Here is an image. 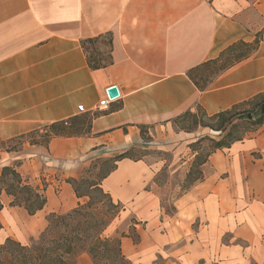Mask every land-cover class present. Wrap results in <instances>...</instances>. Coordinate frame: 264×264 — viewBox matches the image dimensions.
Returning <instances> with one entry per match:
<instances>
[{"label": "crops", "instance_id": "0c3cea01", "mask_svg": "<svg viewBox=\"0 0 264 264\" xmlns=\"http://www.w3.org/2000/svg\"><path fill=\"white\" fill-rule=\"evenodd\" d=\"M108 32L112 63L91 68L81 41ZM259 32L252 55L198 89L190 70L237 41L252 42ZM112 84L119 96L97 109ZM260 93L264 0H0V139L60 120L91 119L88 133L53 137L47 148L24 143L22 152L39 171L45 166L76 176L90 153L109 155L140 142L141 126L157 148L179 155L198 131H176L172 118L197 105L213 114ZM251 135L209 156L203 179L174 197L173 213L164 215L165 233L158 227L162 198L154 181L163 162L117 161L102 189L122 203V212L128 207L147 220L145 242L122 238L124 256L151 261L163 255L167 264H264V164L251 156L264 148V136ZM161 137L176 143H160ZM44 193L46 204L35 214L20 207L29 216L42 213L40 225L46 214L66 212L80 201L63 180L48 182ZM147 232L165 242H146Z\"/></svg>", "mask_w": 264, "mask_h": 264}, {"label": "trees", "instance_id": "16d2710c", "mask_svg": "<svg viewBox=\"0 0 264 264\" xmlns=\"http://www.w3.org/2000/svg\"><path fill=\"white\" fill-rule=\"evenodd\" d=\"M260 38L261 32L256 34L252 42L240 40L228 46L226 49L242 45L247 50L238 54L234 58V62L221 71L252 55ZM112 39V34L108 32L81 41L91 68H100L112 63ZM215 59L203 62L189 71L190 78L199 90H203L205 87L197 85L193 74L194 70ZM90 122L91 119L87 116L70 118L52 122L27 134L0 139V159L2 153L17 151L18 148H22L24 143L37 144L47 148L53 137L88 133ZM172 122L174 126L185 132H194L198 128H203L216 133V136L209 134L195 136L188 143L190 163L185 175L188 185H185L182 191L185 192L194 183L203 179L201 167L214 151L228 148L232 143L249 137L264 126V93L256 94L213 114L206 113L200 105H197L193 110L187 109L176 115L172 118ZM143 127H140L141 133ZM206 141L209 145L204 151L203 145ZM12 142L14 144H8ZM123 158L134 159L130 156V150L119 152L111 159L112 166L98 180L88 184L90 189L97 191L102 198H106V202L100 199L106 207L104 210L93 206V202L90 201L91 197L87 193L79 192L78 183L86 182L85 178H65L64 181L72 186L77 198L81 199L87 196L89 200L78 201L73 208L63 213H49L47 225L36 239L30 241L31 244H23L11 236L0 239V264H70L68 257L78 253H87L93 264H102L101 260L108 257L112 259L113 264H129L121 249V237L126 235L121 233L119 236H108L104 233L109 223L119 215L124 206L118 201L114 202L101 187L102 179L112 172L116 168L117 161ZM137 159L141 158L134 160ZM19 165L20 161H13L2 164L0 167V210L4 207L3 197H7L9 206L22 207L29 215H33L46 204L45 184L38 185L29 182L18 170ZM154 181L156 182L155 177ZM2 229L3 225L0 221V233ZM135 234L137 239H133V242H138V234ZM110 253L113 254V257L110 256L112 255Z\"/></svg>", "mask_w": 264, "mask_h": 264}, {"label": "rangeland", "instance_id": "374dc122", "mask_svg": "<svg viewBox=\"0 0 264 264\" xmlns=\"http://www.w3.org/2000/svg\"><path fill=\"white\" fill-rule=\"evenodd\" d=\"M101 48H103L101 46ZM247 50L246 47L242 45H237L233 47V49H226L224 53L217 59L212 60L196 70H194V78L198 86L206 87L211 79L220 72L224 67L230 65V63L234 62V58L245 52ZM91 51V49H90ZM165 122H158L156 125H164ZM173 123V122H172ZM150 125V127H153ZM249 126V125H246ZM176 131L179 130L178 127L174 126ZM162 128V127H161ZM203 130V129H202ZM198 133L195 135L201 134H209L211 136H216L215 132L209 130L201 129L197 130ZM264 126L260 127L255 133L251 135L256 136L261 135L264 136ZM171 134H173L171 132ZM172 136V135H171ZM189 137V136H188ZM162 139L158 142L173 145L176 143V140L170 141L169 139ZM154 137L152 136L150 130L147 127L143 128V132L141 133V141L138 143H134L130 147L126 148V150H130V156L134 159L141 158L146 159L148 162L154 161H162L164 167L158 171L155 176V180L157 183V187L160 188V196H161V206H162V214L159 215L157 218L161 221V225L158 223V227L160 228L161 233L168 232L169 226L166 224L164 215H171L174 209V197L181 194L183 191V187L188 185V180L186 178V172L190 163L189 158V150L180 153L177 155L176 152H172L171 150H166L163 148H157L155 146V142L153 140ZM264 139V137H263ZM8 144H14L8 143ZM209 143L206 141L203 145V150L205 151L208 148ZM23 147V146H22ZM17 151H12L9 153H2L0 159V167L2 164H8L11 162L20 161V165L18 166V170L20 171L21 175L26 178L32 184H46L48 182L52 183V181L58 185V180H63L67 177H76V178H85L86 182L80 181L79 185V192L80 193H87L93 202V206L104 210L106 207L103 205V201L106 202V198H102L97 191L90 189L88 184L90 182H94L99 179V177L109 168L112 166L113 157L119 153L118 150H111L108 151L109 155H107L104 150L96 151L95 153H90L83 160V165L79 168L76 176H62L60 172L56 169L53 172H50L45 169V166H40L41 171L36 166H33L31 163L27 161L26 155L22 152V148H18ZM251 156L255 159L263 158L260 162H257L259 165L262 163L264 164V148L262 149H255L251 152ZM227 174V172H223L222 175ZM149 187V186H148ZM147 189V188H146ZM102 199L103 201H100ZM89 200V197L85 196L80 199L81 202ZM9 199L7 197H3L4 207L0 210V220L3 225V229L0 234V239H4L6 236H11L20 240L23 244H31L30 242L32 239H36L39 236V233L43 230L45 225H47V216L45 215V224L40 225L39 221L43 219L42 213H37V215L29 216L22 208L17 206H9L8 205ZM116 202V201H114ZM63 213V212H62ZM165 217V218H164ZM156 218V219H157ZM44 220V219H43ZM147 220H140L138 219L133 213H131L130 208H126L125 211H121L118 216H116L107 226L104 233L108 236H119L121 233L125 234L126 236L121 237L127 238L131 242L133 239H137L138 234V241L144 240L142 238V230L146 229ZM164 224V225H163ZM192 229L193 231L196 230L198 227V221H192ZM135 231H134V230ZM145 235V233H143ZM146 242H165V239H161V237L156 236L155 232L150 234V232L146 233ZM230 234H225L222 238L223 241H229ZM195 238L194 236H190ZM186 240V239H185ZM145 242V240H144ZM122 248V247H121ZM123 251V250H122ZM112 254V253H110ZM113 257V254L110 255ZM70 264H93L92 259L87 253H78L76 255H72L68 257ZM129 264H167L166 259L163 255H158L151 261H142L139 260H131L127 257ZM102 264H113L112 259L109 257L106 259L101 260ZM115 264V263H114ZM169 264H181V263H174L171 262ZM212 264H218L216 260H212ZM247 264H256L253 260Z\"/></svg>", "mask_w": 264, "mask_h": 264}, {"label": "water", "instance_id": "95a60500", "mask_svg": "<svg viewBox=\"0 0 264 264\" xmlns=\"http://www.w3.org/2000/svg\"><path fill=\"white\" fill-rule=\"evenodd\" d=\"M106 95H107L109 100L117 98L119 96L118 87L114 84L108 86L106 88Z\"/></svg>", "mask_w": 264, "mask_h": 264}, {"label": "built area", "instance_id": "2783aa9c", "mask_svg": "<svg viewBox=\"0 0 264 264\" xmlns=\"http://www.w3.org/2000/svg\"><path fill=\"white\" fill-rule=\"evenodd\" d=\"M108 103H109V99H108V98H103L102 100H100V101L98 102V104H97V109H101V108L107 107ZM78 110H79L80 112L84 111V110H83V106H82V105H79V106H78Z\"/></svg>", "mask_w": 264, "mask_h": 264}]
</instances>
